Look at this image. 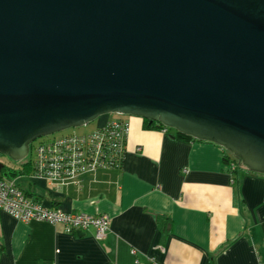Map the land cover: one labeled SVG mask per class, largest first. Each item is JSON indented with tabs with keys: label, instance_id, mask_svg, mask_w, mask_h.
<instances>
[{
	"label": "water",
	"instance_id": "95a60500",
	"mask_svg": "<svg viewBox=\"0 0 264 264\" xmlns=\"http://www.w3.org/2000/svg\"><path fill=\"white\" fill-rule=\"evenodd\" d=\"M111 114L264 175V0H0V154Z\"/></svg>",
	"mask_w": 264,
	"mask_h": 264
},
{
	"label": "crops",
	"instance_id": "0c3cea01",
	"mask_svg": "<svg viewBox=\"0 0 264 264\" xmlns=\"http://www.w3.org/2000/svg\"><path fill=\"white\" fill-rule=\"evenodd\" d=\"M128 122L123 169L55 183L14 178L47 208L108 215L105 237L1 212L0 264H264V175L240 169L234 181L224 149ZM159 215L172 220L165 237Z\"/></svg>",
	"mask_w": 264,
	"mask_h": 264
},
{
	"label": "built area",
	"instance_id": "2783aa9c",
	"mask_svg": "<svg viewBox=\"0 0 264 264\" xmlns=\"http://www.w3.org/2000/svg\"><path fill=\"white\" fill-rule=\"evenodd\" d=\"M167 133V129L163 130ZM130 134V124L123 120H109L90 135L75 134L41 143L30 158L35 161L36 177L50 183L61 182L84 173L105 169L120 170L119 153L123 142ZM117 152L118 154L114 153ZM234 158V157H233ZM231 158L225 165L229 171H236L238 164ZM0 212L19 222L33 220L61 225L68 233L95 230L97 240H102L110 229L108 215H91L82 212H66L60 208H47L41 203L29 200L15 181L0 179ZM135 254V252L133 251Z\"/></svg>",
	"mask_w": 264,
	"mask_h": 264
},
{
	"label": "trees",
	"instance_id": "16d2710c",
	"mask_svg": "<svg viewBox=\"0 0 264 264\" xmlns=\"http://www.w3.org/2000/svg\"><path fill=\"white\" fill-rule=\"evenodd\" d=\"M122 120L128 122V119H122ZM142 121L144 123L145 128H147V129H156V130H160V131H163L164 129H167V128H164L159 123H155V122L150 123L149 121L144 120V119ZM167 132L170 133V132H174V131L170 130V129H167ZM68 135H72V134H68ZM68 135H65V136H68ZM65 136H62V137H65ZM174 138L177 139V140L184 141V142H195L196 141V140L192 139L191 137L184 136V135H181V134H176V133H175ZM55 139L56 138L49 139V140H42V141L38 142V145L41 144V143L52 142ZM197 142H199V141H197ZM126 143H127V140H125L123 142V145H122L123 146V151H121V153H119L120 169H123L124 163H125ZM38 145L35 147L34 144H33V146H32V151L33 152L38 147ZM115 154H118V153L115 152L114 155ZM231 158H233V156L229 155V153H227L225 151V154H224V157H223V163L225 165H227L228 163L231 162L230 161ZM233 159L235 160L234 162H236L238 164V166H239L238 169L236 171H229L226 168L225 169L233 177V179L235 181L234 176L239 172V170L240 169H244V170L247 171V169L237 158H233ZM24 173H30V174L36 175L35 161H32L31 159L29 160V158H27L24 162H21L20 166H18V167L14 166L13 164H11V165L4 164V167L2 168V170L0 172V179L1 178H6V179L14 181V178H17V176H20V175H22ZM26 197L29 200H33V201H36V202L40 203L38 201V199L31 198L27 194H26ZM157 224H158L159 228L161 229V231L163 232V237H165V234L172 227V220L169 219L168 217L164 216V215H159L158 218H157Z\"/></svg>",
	"mask_w": 264,
	"mask_h": 264
},
{
	"label": "rangeland",
	"instance_id": "374dc122",
	"mask_svg": "<svg viewBox=\"0 0 264 264\" xmlns=\"http://www.w3.org/2000/svg\"><path fill=\"white\" fill-rule=\"evenodd\" d=\"M104 117H108L110 120L131 119L130 117L116 115V114H111L109 116H103L100 119H98V120H96V121H94V122H92V123H90L88 125H85V126H82V127H79V128H73V129L65 130V131L56 133L54 135L48 136V137L40 138L37 141H35L33 144L36 147L38 145V142H40L42 140H49V139H53V138H60L62 136L68 135V134H72V135L75 134L77 136L90 135L92 132H94V131L97 130L99 121L102 118H104ZM225 151L227 153H229V155L233 156L229 151H227V150H225ZM33 154H34V152L32 153V155ZM27 158H30V155ZM0 164H8V165L13 164L14 166H17L18 167V166H20L21 162H15V161L11 160V158L8 155H2V154H0ZM20 177H22V176H20Z\"/></svg>",
	"mask_w": 264,
	"mask_h": 264
}]
</instances>
